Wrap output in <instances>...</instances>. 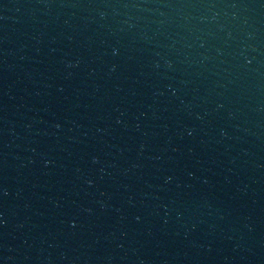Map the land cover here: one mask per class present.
<instances>
[{
	"label": "water",
	"instance_id": "water-1",
	"mask_svg": "<svg viewBox=\"0 0 264 264\" xmlns=\"http://www.w3.org/2000/svg\"><path fill=\"white\" fill-rule=\"evenodd\" d=\"M0 264H264V0H0Z\"/></svg>",
	"mask_w": 264,
	"mask_h": 264
}]
</instances>
